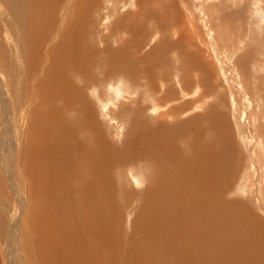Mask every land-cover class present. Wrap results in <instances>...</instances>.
<instances>
[{"label":"bare ground","instance_id":"1","mask_svg":"<svg viewBox=\"0 0 264 264\" xmlns=\"http://www.w3.org/2000/svg\"><path fill=\"white\" fill-rule=\"evenodd\" d=\"M102 1L105 16L119 8L118 0ZM100 2L0 0V264H264L263 188H254L258 204L228 198L241 159L229 116L210 106L205 119L168 124L186 114L185 102L157 120L145 117L152 95L165 106L208 87L209 72L190 88L183 85L190 75L173 70L165 50L140 55L151 38L152 0H131L135 14L122 17L129 40L112 48L121 44L117 22L100 36L108 46L98 56L88 48ZM156 82L173 85L165 100ZM118 84L139 95L113 111L131 121L114 144L91 90L99 88L100 104L125 95L100 88ZM143 165L157 172L133 182L139 189L117 178ZM135 204L128 234L122 213Z\"/></svg>","mask_w":264,"mask_h":264},{"label":"rangeland","instance_id":"2","mask_svg":"<svg viewBox=\"0 0 264 264\" xmlns=\"http://www.w3.org/2000/svg\"><path fill=\"white\" fill-rule=\"evenodd\" d=\"M122 2L120 3L118 0L117 5H119V8L114 10L113 14L109 15L107 13L105 16L106 7L103 4L106 2L101 0L100 4H102L91 13L95 20V26L93 27L95 29L90 32L92 47L88 49L96 50L98 56H100V52L102 53L101 48L108 46L105 41L100 40V36L116 31L115 24L117 22L121 26V29L117 31L121 44L118 45L119 43L115 42L116 44L114 43L112 48L117 49L125 41L129 40L124 29L125 26L122 24L124 23L122 17L125 14H135L134 10L136 12L137 6L131 0H128V3L127 1ZM152 11L153 14L155 13L153 24L151 22V24L148 23V25H151V38L143 42L146 43V45L144 44L146 52L140 53V55L144 56L148 52L153 51L156 54L157 50L160 54L165 50L162 54L168 57L171 68L175 70L178 67H183L187 71V75H190L188 77L191 80L183 81V85L188 86L190 84V88L206 70L209 72L210 77L208 79L209 88L204 87L205 89H203V87H200L197 92H194V89L191 90L193 93L187 92L188 94L178 95L177 100L169 101L165 106L158 105L156 103L158 101L156 95H152L153 100L148 99L147 101L149 109L146 111L145 117L157 120L159 115H165L164 112L177 108L185 102H191L187 106V115L183 112L181 118H167L168 124H174L176 121L180 122V120L183 121L185 118L197 117V115L205 119L204 115L214 106L217 110L227 114L231 129L230 136L234 147L239 146V148L237 147V153L239 159L241 158L234 175V184L231 183L230 186L231 192L228 198L232 200L240 199L245 203L252 201L258 204L255 202L259 198L255 197L254 188H256L257 184H260L261 186L259 187L263 188L260 200H263L264 204V0H152L150 13ZM156 14L159 16H156ZM143 27L145 28V24ZM170 53L173 54L171 55ZM198 57L199 59H197ZM95 61L93 59L94 65L100 69L101 61L99 60L97 63ZM196 61L202 65L199 72L194 67V62ZM178 80L177 82L176 79V83H173L176 84L177 90L180 92L181 85L179 86V84L181 83L179 82H182V79ZM156 84H159L157 87L162 90V92H158L160 94L158 99L163 97L161 100H165L167 95L171 94L173 85L162 87L161 82H156ZM145 85H147V81ZM108 86L100 88L110 94L111 91L123 92L125 99L122 96L119 99H116V97L112 98L111 95L109 97L110 101L108 98L99 104L96 98V94L100 93L99 88L92 89L91 94L99 111L100 125L102 124L101 126L104 127L105 131L107 130L106 133H108V136L110 135L109 138L114 144H121V139L123 136L125 137L126 132L130 129L131 121H127L130 120V116L127 114L125 116L124 113L123 115L119 114L118 118L116 116L119 112L114 114L113 111L126 108L131 103L135 104L139 91L126 94L128 91L126 92L121 84L116 85L117 88L115 86L109 88ZM142 87L143 93L147 94L146 91L149 90V87L146 88L144 84ZM121 88L123 89L120 91ZM251 90L254 91L252 92ZM165 92L167 95H165ZM151 110L154 112H151ZM107 113L110 115L107 116ZM112 114L113 116H111ZM113 117L118 122L114 119L112 120ZM140 167V170L131 169V167V170L122 168L119 172L117 171L116 175H119L116 177L118 179L121 177L125 182L128 181L129 185L131 183L132 189L135 188L134 190H137L141 186L135 184L140 183L143 176L147 174L152 178L155 177L157 172L156 168L150 165ZM232 191L234 192L232 193ZM131 206H129V209L127 208V211H124V214L122 213L124 217L122 225H124L123 227L128 234L132 231V224H134L137 211H139L136 204ZM254 206L256 208V205Z\"/></svg>","mask_w":264,"mask_h":264}]
</instances>
